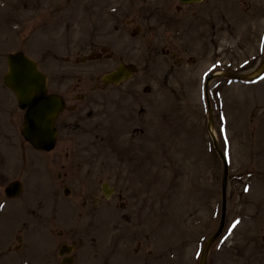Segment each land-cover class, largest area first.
<instances>
[{
    "label": "rangeland",
    "instance_id": "1",
    "mask_svg": "<svg viewBox=\"0 0 264 264\" xmlns=\"http://www.w3.org/2000/svg\"><path fill=\"white\" fill-rule=\"evenodd\" d=\"M145 1L133 0L126 17L135 22L122 27L112 0H0V264H61L62 242L74 245L72 264H199L221 222L223 164L211 134L229 173L206 264H264V72L218 75L205 94L209 73H253L264 62V0L178 11L177 0ZM15 50L66 99L50 152L19 133L23 111L3 83ZM120 60L132 76L102 83ZM16 178L25 187L9 200L3 186Z\"/></svg>",
    "mask_w": 264,
    "mask_h": 264
},
{
    "label": "water",
    "instance_id": "2",
    "mask_svg": "<svg viewBox=\"0 0 264 264\" xmlns=\"http://www.w3.org/2000/svg\"><path fill=\"white\" fill-rule=\"evenodd\" d=\"M191 2L196 0H182ZM7 71L4 74V83L16 95L20 108L25 110L23 117L22 135L37 149L50 150L55 143L56 130L55 119L62 110L63 99L54 93L47 92L46 74L39 70L37 61L26 55L23 51H13L7 55ZM264 70V62L258 68L257 73ZM125 70H115L104 76L109 82H118ZM227 76L247 79L246 74L226 73ZM213 75H209L208 79ZM214 145L223 160L222 178V215L221 222L216 232L210 236L204 246L200 264H205V255L210 243L219 235L226 209V185L228 166L227 161L214 139ZM8 196L19 192V185L12 183L6 189Z\"/></svg>",
    "mask_w": 264,
    "mask_h": 264
},
{
    "label": "flooded vegetation",
    "instance_id": "3",
    "mask_svg": "<svg viewBox=\"0 0 264 264\" xmlns=\"http://www.w3.org/2000/svg\"><path fill=\"white\" fill-rule=\"evenodd\" d=\"M114 3H113V7H110V15H114V17L115 18H113V22H114V24H118L119 26H121V23H122V21L124 22V24L122 25V27L123 26H130L132 23H134L135 22V20L133 19V18H130V17H126L128 14H129V11L132 9V7H133V0H112ZM148 3H149V0H146L145 1V3H144V6L146 7L147 5H148ZM143 4V3H142ZM191 4H195V3H188V4H184V3H181V1H179V0H177V5H176V9H177V11L178 10H181V8L183 7V6H189V5H191ZM157 6V5H156ZM147 8V7H146ZM112 10H113V12H112ZM157 11V10H156ZM155 11V12H156ZM123 12H125V14L123 15L122 13ZM142 13V12H141ZM152 13H154V12H152ZM144 20H145V22H146V24H147V27L148 28H151V26L149 25V23L150 22H152V21H150V19H146V18H143ZM165 21H166V23L165 24H167V22H169V19L168 18H166L165 19ZM152 24H153V22H152ZM177 27H179V29H180V26L178 25V24H175ZM113 27H114V25H113ZM138 27L139 28H141V26L140 25H138ZM115 30H120V28L119 29H116V28H114ZM100 57H102V55H97V54H92V53H90V55H89V57H88V59L89 60H94V59H97V58H100ZM122 60H120V62H119V65H121L122 64ZM103 83V82H102ZM64 98V97H63ZM64 100H65V108H64V110L62 111V113L61 114H59V116L57 117V120H56V127H57V132H58V134H57V140H56V144H55V148L57 147V145H58V140H59V133H60V131H59V125L60 124H62V125H64L65 127H66V123H67V119L66 118H62V115H63V113H64V111H65V109H66V99L64 98ZM79 100H82V98H80ZM76 105L77 104H74L73 105V108L74 109H76ZM58 122H59V125H58ZM71 139V137H69V140ZM54 148V149H55ZM66 155H67V153H66ZM1 174L2 173H0V176H1ZM66 175V174H65ZM17 179V178H16ZM21 181V180H20ZM0 183L2 184L3 182H2V179L0 178ZM5 185V184H4ZM4 188H5V186H3V190H4ZM64 190V192L65 191H68V193H69V188L68 187H64L63 188ZM23 190H24V187H23ZM114 190H115V188H111V193H110V196L112 197V195H113V193H114ZM4 195H5V193H4ZM20 195H18V197H19ZM17 197V198H18ZM120 197V194H118V198ZM16 198V199H17ZM108 198V197H107ZM120 199V198H119ZM122 201V200H121ZM15 203H18V202H15ZM127 206V203H121L120 202V207L123 209V208H125ZM53 225H54V223L52 222V224H51V226H50V230H51V228H53ZM59 232H61L60 230H59ZM59 232H57L58 234H60ZM50 233L52 234V232L50 231ZM53 235V234H52ZM62 235V234H61ZM20 240H22L21 238H19V241ZM26 243V242H25ZM66 247H71V251H70V253L69 254H63V255H60V251L62 250V248H63V250H65L66 249ZM73 250H74V245H66V243H64V242H62V243H60V245H59V247H58V254H59V256H60V262H61V264H72L73 263V261H74V255H73V253H71V252H73ZM53 253V252H52ZM33 256L35 257V259H36V255H35V253L33 254ZM25 258V260L27 261V262H30V263H28V264H33V263H31V262H34V259H32L31 257H29V256H26V257H24ZM38 258V257H37ZM64 261H69V262H64ZM27 264V263H26Z\"/></svg>",
    "mask_w": 264,
    "mask_h": 264
},
{
    "label": "snow or ice",
    "instance_id": "4",
    "mask_svg": "<svg viewBox=\"0 0 264 264\" xmlns=\"http://www.w3.org/2000/svg\"><path fill=\"white\" fill-rule=\"evenodd\" d=\"M235 226V225H234Z\"/></svg>",
    "mask_w": 264,
    "mask_h": 264
}]
</instances>
